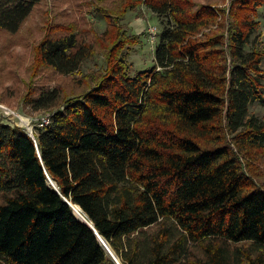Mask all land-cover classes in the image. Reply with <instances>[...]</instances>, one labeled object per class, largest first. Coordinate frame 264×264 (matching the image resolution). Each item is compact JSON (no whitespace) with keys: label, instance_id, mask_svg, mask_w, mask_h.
Masks as SVG:
<instances>
[{"label":"trees","instance_id":"trees-1","mask_svg":"<svg viewBox=\"0 0 264 264\" xmlns=\"http://www.w3.org/2000/svg\"><path fill=\"white\" fill-rule=\"evenodd\" d=\"M44 1L0 0V33ZM51 1L22 100L49 123L31 138L0 121V264H116L70 205L120 264H264V49L245 51L264 0ZM142 7L162 30L132 76L142 34L122 22ZM40 69L70 90L33 83Z\"/></svg>","mask_w":264,"mask_h":264},{"label":"rangeland","instance_id":"rangeland-1","mask_svg":"<svg viewBox=\"0 0 264 264\" xmlns=\"http://www.w3.org/2000/svg\"><path fill=\"white\" fill-rule=\"evenodd\" d=\"M229 1L224 0L218 7H226ZM60 9H68L66 11L70 12V6L62 5ZM55 14L56 10H53L52 1L45 0L40 8L36 9L26 20L19 33L14 36V40H11L6 34L0 33V95L4 94L8 88H17L16 94L7 97L6 104H0V106L7 109V113H5L0 108V121L10 126L20 127L27 133V128H31L33 132L38 127V120L46 116L44 111H35L29 106H25L22 100L26 87L32 79L30 77H32L33 49L43 35L41 26L46 21L51 22ZM75 16L78 18V14H75ZM89 20L92 21L95 32H103L105 25L102 19L92 13L89 16ZM256 21L258 22V29L250 37L248 46L245 48L246 52L253 46L264 49V7H260L257 10ZM122 23L128 31L134 34H142L139 45L132 48L129 52L130 75L133 76L136 72L149 69L154 65L152 54L159 42L162 26L159 18L143 7L140 11L127 13ZM149 28L156 29L154 38H152V30ZM103 67L102 56L96 55L94 58L86 60L81 65L79 74H75L74 77L93 74L103 69ZM261 67L264 69V60L261 63ZM35 77L33 81L35 84L45 85L50 89L55 86L64 87L63 89L66 90H70L69 85L72 82V78H74L60 77L49 69H40L36 72ZM262 83L264 84V76L262 77ZM11 112L12 114H9ZM249 114L259 119L264 118V103L256 102L251 104L249 106ZM21 117L29 121L27 128L26 125L22 124ZM76 216L80 218L79 215Z\"/></svg>","mask_w":264,"mask_h":264},{"label":"water","instance_id":"water-1","mask_svg":"<svg viewBox=\"0 0 264 264\" xmlns=\"http://www.w3.org/2000/svg\"><path fill=\"white\" fill-rule=\"evenodd\" d=\"M29 136H30L31 138H33L32 133L29 134ZM47 180H48V183L50 184V186H51L52 188L56 189V188H55V187H56V186H55V183L51 182V180H50L49 178H47ZM71 208H72V206H71ZM79 217H80V218H79L80 220H82V221H83L88 227H90V228L93 230V232H94L95 236L97 237L98 241L100 242V244L102 245V247L104 248V250L107 252V254L111 257V259H112L116 264H120L118 258H117L116 255L114 254V252L110 249V247L108 246V244L106 243V241H105L103 238H101V237L96 233V231L94 230L92 224H91L90 222L86 221L85 218H84L83 216L79 215Z\"/></svg>","mask_w":264,"mask_h":264},{"label":"built area","instance_id":"built-area-1","mask_svg":"<svg viewBox=\"0 0 264 264\" xmlns=\"http://www.w3.org/2000/svg\"><path fill=\"white\" fill-rule=\"evenodd\" d=\"M150 30H152L151 32H152V38H154L155 36H156V29L155 28H149ZM150 34V33H149ZM0 108L2 109V110H4L5 111V113H7L6 111H7V109L5 108V107H3V106H0ZM9 114H12V112L11 113H9ZM49 123V116L48 115H46L45 117H42V118H40V120H38V127L39 128H42L43 126H45V125H47ZM28 124H29V121H28ZM27 126L28 125H26V128H27ZM27 131H28V134H31V128H27Z\"/></svg>","mask_w":264,"mask_h":264},{"label":"bare ground","instance_id":"bare-ground-1","mask_svg":"<svg viewBox=\"0 0 264 264\" xmlns=\"http://www.w3.org/2000/svg\"><path fill=\"white\" fill-rule=\"evenodd\" d=\"M21 121L23 125H28V120L21 117ZM52 182V181H51ZM56 186V185H55ZM56 188V187H55ZM72 206V210L74 212V214L76 213V215H81L80 209L77 206L74 205H70V207ZM82 216V215H81Z\"/></svg>","mask_w":264,"mask_h":264}]
</instances>
